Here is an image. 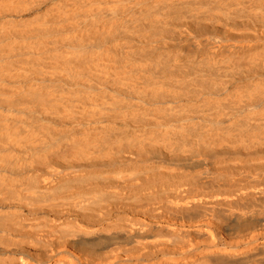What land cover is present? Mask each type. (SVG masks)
Returning <instances> with one entry per match:
<instances>
[{"label":"bare ground","instance_id":"obj_1","mask_svg":"<svg viewBox=\"0 0 264 264\" xmlns=\"http://www.w3.org/2000/svg\"><path fill=\"white\" fill-rule=\"evenodd\" d=\"M0 264H264V0H0Z\"/></svg>","mask_w":264,"mask_h":264}]
</instances>
